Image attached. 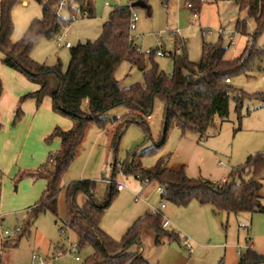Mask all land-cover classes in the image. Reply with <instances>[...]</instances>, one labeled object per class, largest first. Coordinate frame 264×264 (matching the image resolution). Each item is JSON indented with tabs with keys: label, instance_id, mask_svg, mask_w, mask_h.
<instances>
[{
	"label": "rangeland",
	"instance_id": "1",
	"mask_svg": "<svg viewBox=\"0 0 264 264\" xmlns=\"http://www.w3.org/2000/svg\"><path fill=\"white\" fill-rule=\"evenodd\" d=\"M92 1L94 16L81 18L72 1L65 0V5L58 8L57 14L63 19H69L73 14L75 20L59 37L37 40L30 52L32 60L47 67L60 64L62 71L65 72L70 58V49L65 48V43L74 48L85 42H94L99 38L110 12L115 7H126L129 2V0ZM22 2L26 4L23 5ZM69 3L73 12L70 11ZM186 4V0L164 2L149 0L143 8L133 10L136 16L134 29L130 31L133 46L141 52L161 51L164 56L152 58L160 70L166 74L171 73L172 56L176 53L181 54L183 46L188 60L193 63L200 60L204 43L214 44L220 37L222 44L227 47L226 60L238 57L246 46L249 47L246 43L248 41L251 43L250 36L254 31V23L246 18L244 11H239L233 2L205 0L197 11L196 18ZM41 15V5L35 0H18L10 10L13 24L11 43L19 41L31 21L40 18ZM238 19L247 20L246 31L249 37L235 32V23ZM200 30L206 31L204 36ZM219 31L222 33L219 34ZM228 38H232V46H229ZM253 45L256 50L264 52V33ZM1 59L0 52V69H5L6 66ZM145 66L147 69L150 67L147 58ZM14 75L21 76L28 87L36 86L22 75L18 73ZM115 78L121 89L142 83V73L128 62H122L118 66ZM4 80L8 85L10 79L5 77ZM1 82L3 85L2 80ZM56 86V78H49L48 87L54 89ZM231 86L247 94L264 92V53L253 58L251 70L246 76L231 78ZM45 99L50 97L45 96L38 106L34 101L35 111L43 107ZM22 103L23 101L19 104L23 113L21 119L25 117ZM234 107L233 100H230L227 120L222 122L215 117L213 126L208 129L207 138L204 140L200 141L195 133L182 135L177 128L172 127L168 131L165 144L147 155L140 152L152 147L160 138L164 110L162 101L157 99L153 104L152 113L146 121L148 132L136 121L125 124L128 111L124 106L109 110L107 112L109 122L103 130L95 125H90L85 130L76 158L62 175L56 215L45 212L34 220L30 211L42 197L45 185L43 186L42 178L41 180L33 178L30 173L34 175L39 173L33 169V166H36L35 162H39L37 166L42 168L40 174L48 176L53 168L49 156L58 157L62 150L58 139H47L48 135L40 139V127L32 123L36 120H32L31 116L25 123L23 121L19 123L20 119L14 126L11 121L12 127L22 124L23 135L18 144L20 150L22 149V155L16 159L17 161L0 163L1 264H31L33 255L40 256L47 264H84L93 250L87 245L77 248L75 234L65 226L66 187L74 181H94L95 201L102 203L108 188L104 179L111 178V165L113 162L123 163L132 152L138 154L134 157L135 165L143 170L152 169L159 159H162L169 169L177 170L183 166L185 175L190 179L221 183L231 170L242 166L247 157L257 153L264 154V107L257 101L245 102L239 122ZM48 111L54 117L52 119L69 121L68 118L53 112L52 107ZM121 125H123L121 133L115 139L116 128ZM25 133L28 134L26 137ZM114 140L116 145L112 147ZM112 181L116 184H125L127 188L118 192L101 218L99 227L103 232L113 240L119 241L136 219L148 211L160 210L165 229L179 235V242L162 240V245L156 247L153 243V232L145 229L141 235L139 252L149 264H239L240 258L248 249L264 255V211L253 214L218 215L211 206H199L195 201L187 207H177L161 199L158 192L160 186L155 181L141 186L132 175L123 176L120 173H117ZM258 195L264 206V179L261 180ZM86 200L84 194H77L74 198L75 206L81 208ZM161 203L164 204L163 209H160ZM15 228H20L22 233L23 231L25 233L11 239L10 245L3 248L2 244L6 239L1 238L2 232L4 230L12 232ZM185 239L192 247L190 255L183 247ZM135 248L137 247H132L131 251Z\"/></svg>",
	"mask_w": 264,
	"mask_h": 264
},
{
	"label": "trees",
	"instance_id": "2",
	"mask_svg": "<svg viewBox=\"0 0 264 264\" xmlns=\"http://www.w3.org/2000/svg\"><path fill=\"white\" fill-rule=\"evenodd\" d=\"M41 5L42 15L31 21L22 38L11 43L13 30L10 10L18 0H1L0 2V52L2 63L10 70L22 75L28 82L37 86V90L24 94L14 109L12 126L18 122L23 113L19 104L26 99H33L38 106L45 96H49L53 112L68 118L72 127L63 131L58 127L47 139L57 138L62 150L60 156L52 157V171L47 174L34 175L46 181L42 197L31 208V218L50 212L57 213V196L61 189V177L76 158L85 130L90 125L103 130L109 120L107 112L117 106H124L128 114L125 124L136 121L148 132L146 117L150 116L155 100L162 101L163 119L159 140L152 147L140 152L142 155L154 153L166 142L170 128H177L183 135L195 133L200 141L207 138V131L213 126L214 118L222 122L228 118L229 101L233 100L238 122L245 102L257 101L264 107V92L247 94L231 86V78L246 76L251 70L255 56L261 53L254 48L255 40L264 33V0H216L233 2L239 11H244L246 18L254 23V31L241 55L225 59L227 47L222 38L214 44L204 43L201 57L197 63L188 60L185 46L181 54L172 56V71L166 74L153 61L154 53L144 56L133 46L130 37L132 13L135 1L147 5L149 0H129L126 7H115L103 24L101 34L94 42H85L70 48L67 70L61 65L47 67L36 63L30 57L34 43L40 38L53 39L69 26L75 18L63 19L57 14L60 3L65 0H35ZM81 18H92L94 8L92 0H71ZM164 2V1H163ZM190 10L197 14L205 0H186ZM70 11L73 12L69 3ZM246 19L237 20L235 32L248 36ZM149 61L147 69L145 61ZM122 62H128L142 73V83L121 89L115 78V72ZM57 80L56 88L48 87L49 78ZM229 80V83H226ZM2 84L0 80V96ZM1 128V125H0ZM123 125L116 128L120 135ZM116 140L112 142V147ZM139 153V152H138ZM136 152L121 164L111 165V179L117 173L132 175L142 186L155 181L163 188L160 194L177 207H187L192 201L199 206H211L218 214H253L264 211L258 190L264 179V154L247 157L242 166L234 168L222 183L205 179H190L181 166L177 170L169 169L159 159L148 170L135 165ZM105 199L97 203L94 198L95 182L90 180L74 181L66 187L67 220L65 226L75 234L77 248L90 246L93 253L84 264H149L139 250L131 251L140 245L141 235L149 229L154 235V246L162 245V240L179 242V235L165 229V222L159 212H147L136 219L122 238L113 240L100 227V220L105 214L119 190L113 184H107ZM84 194L86 203L81 208L75 206L77 194ZM29 226V225H28ZM22 233V231H21ZM25 233V231H23ZM22 233V234H23ZM21 235V234H20ZM19 235V236H20ZM4 241L2 247L9 246ZM264 263V255L251 249L240 258L239 264Z\"/></svg>",
	"mask_w": 264,
	"mask_h": 264
},
{
	"label": "crops",
	"instance_id": "3",
	"mask_svg": "<svg viewBox=\"0 0 264 264\" xmlns=\"http://www.w3.org/2000/svg\"><path fill=\"white\" fill-rule=\"evenodd\" d=\"M163 1L164 0H162V2ZM135 2H138V1H135ZM22 4L25 5L26 2H22ZM14 74H17V73L10 71L6 67L5 69L4 68L0 69V77H1V80L3 81V85H2L3 90L0 96V123L2 125L0 128V163H3V164H6V162H8L9 160L17 161L16 159H18L19 156L22 155L21 154L22 149L20 150L18 146V144L20 143V138L23 135L22 124L16 127H12L11 121L13 119L14 109L18 103L19 98L22 97L24 94H26L28 91H34L37 89V86L28 87L25 83V80L21 76L15 77ZM4 76L7 79H10L8 85L6 84L4 80L5 78ZM21 107L24 111L25 117L21 119L19 123H21L22 121L25 123L28 117L31 116L32 120H36V121H32V123L34 122L36 123L38 127H40V132H41L40 139L45 138L56 127H59L63 131H68L72 127V122L70 120L61 121L59 119H52L54 117H52L50 115L51 113L48 111V110H51L50 99H45L43 103V107L40 109L41 111L40 110L35 111L33 99L24 100L23 103L21 104ZM26 135L28 134L25 133L24 136L26 137ZM79 149H80V146H79ZM51 159H52L51 156H49V162H51ZM38 163L39 162H35L34 165L37 166ZM36 166H33V169H36L37 172L40 173L42 168L38 166L37 168H34ZM38 179L41 180V178H38ZM224 180L225 178L222 180V182ZM42 181H43V186L46 185L45 179H43ZM163 208H161L160 206V209H163ZM148 212H159L161 214L160 210L148 211ZM140 248L141 247L139 246L133 249L132 251L140 250Z\"/></svg>",
	"mask_w": 264,
	"mask_h": 264
},
{
	"label": "built area",
	"instance_id": "4",
	"mask_svg": "<svg viewBox=\"0 0 264 264\" xmlns=\"http://www.w3.org/2000/svg\"><path fill=\"white\" fill-rule=\"evenodd\" d=\"M64 5H65V2L62 1L60 3V6H64ZM186 5H187V8L188 9L191 8L190 4H186ZM106 6H107V4H106ZM76 11H77V14L79 15L78 10H76ZM193 17L196 18L197 17V14L196 13H193ZM70 18H75V16L72 14V16ZM135 21H136V16L132 13L131 30L134 29V23H135ZM200 31H201V35L204 36L205 33H206V31H203V30H200ZM218 33L221 34L222 32L219 31ZM228 39H229V46H232L233 45L232 38H228ZM64 46L66 48H69L70 47V45L68 43H65ZM139 53L142 54V55H144V56H149L152 53H154V56H156V57L164 56L163 53L161 51H159V50H145L143 52L139 51ZM226 83H229V80H226ZM147 120H149V116L146 117V121ZM104 182L106 184H113L114 183L117 186V190H119V191L122 190V189H126L127 188V186L125 184H123V185L122 184H116L114 181H112L111 178L104 179ZM158 192L160 194H162L163 193V188L160 187L158 189ZM160 206H161V208H163L164 207V204L161 203ZM21 231L22 230L20 228H15L12 232H10L8 230H4L2 232L1 238L2 239H6L4 241H10L11 239H16L21 234ZM183 247H184L185 251L187 252V254L190 255L192 253V247H191V245L189 244V242L186 239L183 241ZM58 255H59V253H57V256ZM76 260H78V259L76 258ZM0 264H1V261H0ZM31 264H47V262L45 260H43L40 256L33 255L32 258H31Z\"/></svg>",
	"mask_w": 264,
	"mask_h": 264
},
{
	"label": "water",
	"instance_id": "5",
	"mask_svg": "<svg viewBox=\"0 0 264 264\" xmlns=\"http://www.w3.org/2000/svg\"><path fill=\"white\" fill-rule=\"evenodd\" d=\"M132 5H133V6H137V7H141V8L144 7V4H143L142 2H140V1L135 2V3H133ZM109 16H110V14L108 15V17H109Z\"/></svg>",
	"mask_w": 264,
	"mask_h": 264
}]
</instances>
